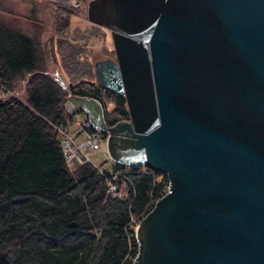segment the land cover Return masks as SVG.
Wrapping results in <instances>:
<instances>
[{"label": "water", "instance_id": "obj_1", "mask_svg": "<svg viewBox=\"0 0 264 264\" xmlns=\"http://www.w3.org/2000/svg\"><path fill=\"white\" fill-rule=\"evenodd\" d=\"M113 55L98 85L128 117L69 90L54 35L42 46L66 98L106 132L112 159L167 176L140 217L129 264H264V0H87Z\"/></svg>", "mask_w": 264, "mask_h": 264}, {"label": "trees", "instance_id": "obj_2", "mask_svg": "<svg viewBox=\"0 0 264 264\" xmlns=\"http://www.w3.org/2000/svg\"><path fill=\"white\" fill-rule=\"evenodd\" d=\"M47 1L69 90L97 97L107 123L128 117L124 95L95 80L89 39L106 28L91 21L71 28L78 6ZM15 2L0 0V92L7 90L0 94V264H129L137 250L130 213L141 217L167 176L134 167L120 197L107 191V171L88 161L67 166L53 125L67 117L66 91L46 70L42 21ZM31 2L36 12L39 2Z\"/></svg>", "mask_w": 264, "mask_h": 264}, {"label": "built area", "instance_id": "obj_3", "mask_svg": "<svg viewBox=\"0 0 264 264\" xmlns=\"http://www.w3.org/2000/svg\"><path fill=\"white\" fill-rule=\"evenodd\" d=\"M71 2H66V4L72 6L80 4V0H71ZM6 92L7 90L2 88L0 94L5 95ZM63 106L67 114L65 121L53 125L59 134L64 161L68 167L73 168L76 164L88 161L100 172L107 171V191L113 196L120 197L128 194L129 184H131L128 172L134 167H139L144 172H154V169L146 164L132 165L112 159L107 149L106 135L92 126L87 113L76 107L67 98L64 99ZM97 151L103 155L104 160H107L108 167H102L91 159L90 155ZM139 219L137 213H130L127 225L134 232Z\"/></svg>", "mask_w": 264, "mask_h": 264}, {"label": "rangeland", "instance_id": "obj_4", "mask_svg": "<svg viewBox=\"0 0 264 264\" xmlns=\"http://www.w3.org/2000/svg\"><path fill=\"white\" fill-rule=\"evenodd\" d=\"M32 0H27V1H22V0H16L15 2V8L18 9L20 8L21 11H25L24 15H34L37 18H39L42 23H43V34H42V39L46 38L50 33L52 32V25H53V12L51 10V6H49L48 1L46 0H37L39 2L37 6V11L32 12L33 3L31 2ZM31 2V3H28ZM59 2L66 4L67 3H72L71 0H59ZM83 4V7L78 5V10L75 11L76 13H72V16L70 17L71 19V28L75 26H85L86 24H89V20L86 17V12H85V6H86V0H80V5ZM71 4H69L70 6ZM29 6V7H28ZM72 6V5H71ZM30 16V15H29ZM102 30V34L95 37L91 36L89 39V42L91 43V51H92V60L98 55H103V53H107L110 51L112 47V40L109 39V33L107 30H105L104 34V29ZM113 48V47H112ZM108 52L107 54H109ZM56 67L55 63H50L48 64V68L46 70H53ZM91 159L97 163L100 164L102 167H108V162L107 160H104L103 155L100 152H93L90 155Z\"/></svg>", "mask_w": 264, "mask_h": 264}, {"label": "flooded vegetation", "instance_id": "obj_5", "mask_svg": "<svg viewBox=\"0 0 264 264\" xmlns=\"http://www.w3.org/2000/svg\"><path fill=\"white\" fill-rule=\"evenodd\" d=\"M87 1V0H86ZM80 5V4H79ZM78 6V5H77ZM106 28V27H105ZM106 30H107V32L109 33V39H111V36H110V31H109V29H107L106 28ZM54 35V34H53ZM108 52H110L109 54H107ZM107 53L105 52V53H103L104 55H113V53H114V51H113V48L111 47V49H110V51H108ZM99 56H103V55H99ZM98 55L96 56V57H99Z\"/></svg>", "mask_w": 264, "mask_h": 264}]
</instances>
